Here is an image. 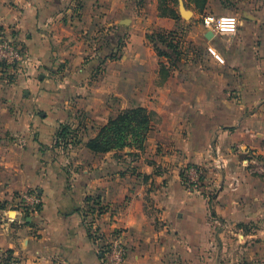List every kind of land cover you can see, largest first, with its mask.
Returning a JSON list of instances; mask_svg holds the SVG:
<instances>
[{"label":"crops","instance_id":"obj_1","mask_svg":"<svg viewBox=\"0 0 264 264\" xmlns=\"http://www.w3.org/2000/svg\"><path fill=\"white\" fill-rule=\"evenodd\" d=\"M179 1L194 64L165 78L146 35L182 24L163 0H0V32L30 57L0 69V264H102L112 230L125 264H264V0L204 1L198 15L234 17V33ZM132 107L153 113L136 156L86 147ZM25 191L38 210L6 221ZM88 196L106 207L95 239Z\"/></svg>","mask_w":264,"mask_h":264},{"label":"built area","instance_id":"obj_2","mask_svg":"<svg viewBox=\"0 0 264 264\" xmlns=\"http://www.w3.org/2000/svg\"><path fill=\"white\" fill-rule=\"evenodd\" d=\"M202 26L216 33H234L237 29V21L231 16H215L206 13L202 16ZM30 65V57L22 44L13 38H7L0 32V69L9 68L12 72H21ZM182 179L186 188H194L200 182L202 170L198 166L190 165L182 169ZM95 197L87 202V208L83 213L84 224L91 230L92 236L99 237L100 231L96 220L101 213L98 208L105 205ZM11 205L5 211V219L8 222H16L19 218L36 212L41 204L40 196L36 191L18 193L12 199ZM120 233L112 230L109 240L101 246L102 264H125L126 248L120 240ZM13 262V261H12Z\"/></svg>","mask_w":264,"mask_h":264},{"label":"trees","instance_id":"obj_3","mask_svg":"<svg viewBox=\"0 0 264 264\" xmlns=\"http://www.w3.org/2000/svg\"><path fill=\"white\" fill-rule=\"evenodd\" d=\"M204 1L205 0H203V3ZM162 6L160 7L161 11L164 8ZM146 36H148V38L152 37L151 35ZM158 54L160 53L158 52ZM162 70L163 68L160 66V74L162 73ZM163 72L165 71L163 70ZM152 118L153 113L144 107L123 109L115 118L109 119L104 125L99 127L96 136L86 142V147L96 153H104L113 149L123 150L125 148H133L134 151L129 154L131 156H136L137 153L135 150L143 148L146 135L151 126ZM90 199L89 196L86 197L87 202ZM94 199H96V203H98L100 198L99 196H95ZM98 211L99 213H102L103 206L99 207ZM90 236L92 239L96 238L92 235Z\"/></svg>","mask_w":264,"mask_h":264},{"label":"rangeland","instance_id":"obj_4","mask_svg":"<svg viewBox=\"0 0 264 264\" xmlns=\"http://www.w3.org/2000/svg\"><path fill=\"white\" fill-rule=\"evenodd\" d=\"M180 3L183 4L182 6L188 12V15L180 12ZM162 5L164 6L163 10L160 11L162 15L170 17L176 21H181L182 24L181 27H178V29H168L147 34L151 35V38H148V36H146L147 39L152 42L153 48L156 51L157 55L164 56L163 58H165V63H159L165 71L163 72L162 70L161 77L166 78L169 74L168 68L171 69L172 67H175L177 65L176 62L183 61L184 64H194L191 56L193 55V53H195L196 48L191 44V42H189V39L186 37L185 31L188 26L185 25L182 21V19H188L189 17L193 18L189 9H187L185 4L179 0H163ZM202 5L203 0H196V14L194 16L196 18L198 17L201 20V23L203 14H198L201 12L200 8ZM202 29L205 28L202 26ZM158 52L160 54H158Z\"/></svg>","mask_w":264,"mask_h":264},{"label":"water","instance_id":"obj_5","mask_svg":"<svg viewBox=\"0 0 264 264\" xmlns=\"http://www.w3.org/2000/svg\"><path fill=\"white\" fill-rule=\"evenodd\" d=\"M183 4L180 3V12L185 14V15H188V12L184 9V7L182 6Z\"/></svg>","mask_w":264,"mask_h":264}]
</instances>
